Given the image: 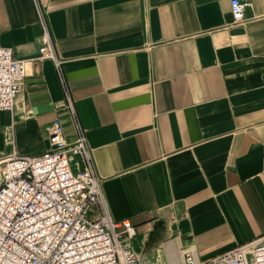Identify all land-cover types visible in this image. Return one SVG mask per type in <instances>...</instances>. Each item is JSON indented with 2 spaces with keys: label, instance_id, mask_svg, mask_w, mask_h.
Masks as SVG:
<instances>
[{
  "label": "crops",
  "instance_id": "1",
  "mask_svg": "<svg viewBox=\"0 0 264 264\" xmlns=\"http://www.w3.org/2000/svg\"><path fill=\"white\" fill-rule=\"evenodd\" d=\"M40 0L113 221L143 264H196L264 236V0ZM33 0H0V40L27 60L0 161L77 133Z\"/></svg>",
  "mask_w": 264,
  "mask_h": 264
},
{
  "label": "built area",
  "instance_id": "2",
  "mask_svg": "<svg viewBox=\"0 0 264 264\" xmlns=\"http://www.w3.org/2000/svg\"><path fill=\"white\" fill-rule=\"evenodd\" d=\"M41 44L37 60L52 62L65 108L77 136L67 142L58 121L47 128V150L37 156L12 153L0 161V264H143L131 248L128 220L111 219L91 149L78 122L40 0ZM232 26L244 24L248 0H230ZM27 60L16 59L0 40V112H12L23 90ZM182 264H196L190 253ZM264 264V236L208 263Z\"/></svg>",
  "mask_w": 264,
  "mask_h": 264
}]
</instances>
